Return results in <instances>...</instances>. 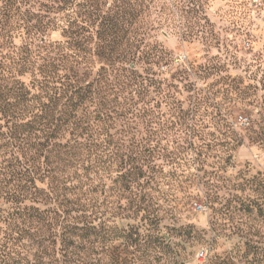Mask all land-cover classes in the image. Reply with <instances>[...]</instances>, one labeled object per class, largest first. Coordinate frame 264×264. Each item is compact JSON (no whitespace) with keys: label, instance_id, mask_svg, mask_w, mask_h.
<instances>
[{"label":"rangeland","instance_id":"1","mask_svg":"<svg viewBox=\"0 0 264 264\" xmlns=\"http://www.w3.org/2000/svg\"><path fill=\"white\" fill-rule=\"evenodd\" d=\"M51 1L31 0L20 8L53 19L34 45L23 29L8 33L17 23L7 22L3 30L0 26V72L24 83L31 91V104L38 90L40 58L46 56L43 50L38 53L40 46L54 49L51 56L60 64L57 59L65 62L64 56L75 57V63L68 61V69L57 71L58 77L76 71L92 82L101 73L104 62L99 53L111 37L101 35L99 22L89 19L92 6L104 12V5H117V10L140 15L128 25L122 46L127 49L136 32L141 33L142 50H152L156 56L151 64L137 61L133 69L140 74L150 69L162 82L147 93L116 89L110 95L118 93L119 112L127 100L134 99L135 122H141L144 110L150 109L147 117L154 123L148 134L139 127L137 138L155 132L148 146L165 148L170 155L162 150L154 154L159 183L142 190L151 198L156 217L135 216L122 197L117 205L122 207L117 237L101 254L102 264H264V0H200L201 19L190 23L185 17L191 6L188 0H70L67 20L76 19L70 44L63 32L66 14L56 13L58 4L49 7ZM6 3L0 0V11ZM27 48L31 54L25 62ZM0 122L36 121L28 114ZM115 122L111 132L128 121L120 116ZM174 153L176 165L166 157ZM9 158L1 149L0 264H87L82 231L68 237L74 242L70 245L60 226L55 227L51 243L47 233L19 240L9 237L8 222L17 205L12 194L24 183ZM42 185L39 180L31 184ZM106 187L107 195L111 194L109 180ZM22 203L31 204L29 199ZM128 214L131 218L125 217ZM136 230L141 246L134 241Z\"/></svg>","mask_w":264,"mask_h":264},{"label":"trees","instance_id":"2","mask_svg":"<svg viewBox=\"0 0 264 264\" xmlns=\"http://www.w3.org/2000/svg\"><path fill=\"white\" fill-rule=\"evenodd\" d=\"M30 1L7 0L5 8L0 11V26L3 30L7 22L17 23L15 27L11 24L8 33L23 29L29 44L34 45L48 31L53 19L29 10L21 12L22 5ZM199 1L188 0L191 6L185 10L187 22L201 19ZM69 3L70 0H53L49 6L53 9L58 4L56 13L66 14L64 19L68 24L63 32L69 39L68 44L74 40L73 33L76 31L71 30L76 19L67 20L70 18L66 12ZM104 6V12L101 7L92 6L89 16L93 23L99 22L101 35L111 37L110 41L104 39L101 46L99 55L104 66L92 82L84 80L76 71L58 77L57 71L68 69V61L75 63V57L64 56L65 59L68 57L65 62L57 59L62 62L60 64L51 56L54 49L46 46L38 49V53L42 54L43 50L46 56L35 55L41 57L42 63L38 68L40 79L38 90L33 94V104L28 98L31 91L24 83L14 76L6 78L0 72V120H16L31 114L36 121L25 125L0 122V150L3 149V154H9V159L14 160L9 165L24 181L20 190L12 194L17 205L8 222L11 227L8 235L19 240L27 235L36 237L47 233L46 239L51 243L55 227L60 226L68 235L66 239H69L70 245L74 242L68 237L79 236L78 231H82L88 254L87 264L104 262L101 254L110 249L117 237L118 209L122 208L117 205L122 197L135 216L143 213V218L156 217L155 209L150 208L151 198L146 193L142 194V190L159 183L156 177L159 166L155 163L154 154L166 151L170 155L165 148L148 146L155 132L146 139L137 138L139 127H143L148 134L154 123L147 117L150 116V109L144 110L141 122H135L138 109L133 98L127 100L122 112L117 109L120 105L118 93L110 98L111 92L116 89L147 93L151 87L162 85V82L154 78L150 69L144 74L134 70L137 61L145 60L151 64L156 56L152 50H142L144 39L139 37L141 33L136 32L138 36L127 49L122 46L130 31L128 25L140 15L120 8L117 10V5ZM83 28L81 26L79 30ZM116 38L118 40H112ZM79 48L85 52L81 44ZM30 51L27 48L25 62ZM120 116L128 122H121L122 128L111 132L116 129L115 121ZM168 155L166 157L176 165L175 153L174 157ZM36 180L44 185L32 187ZM108 180L111 183L109 191L112 192L109 195L106 191ZM26 199L31 204L22 203ZM125 217L131 218V215ZM135 234L134 241L141 246L140 232L136 230ZM131 236L133 234H128L129 238ZM2 256L0 254V258Z\"/></svg>","mask_w":264,"mask_h":264},{"label":"built area","instance_id":"3","mask_svg":"<svg viewBox=\"0 0 264 264\" xmlns=\"http://www.w3.org/2000/svg\"><path fill=\"white\" fill-rule=\"evenodd\" d=\"M200 255H201V257H204L205 256V253L204 252H201Z\"/></svg>","mask_w":264,"mask_h":264}]
</instances>
